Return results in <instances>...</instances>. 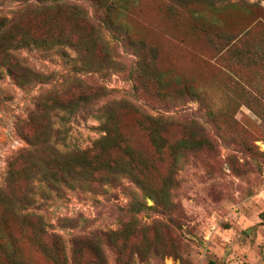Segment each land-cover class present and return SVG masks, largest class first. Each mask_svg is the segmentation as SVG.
Wrapping results in <instances>:
<instances>
[{"label": "rangeland", "instance_id": "1", "mask_svg": "<svg viewBox=\"0 0 264 264\" xmlns=\"http://www.w3.org/2000/svg\"><path fill=\"white\" fill-rule=\"evenodd\" d=\"M57 1L44 7L2 3L0 18L29 6L38 11L22 17L23 29L69 32L72 2ZM120 1L111 14L117 40L145 46L162 88L151 80L133 91L125 68L117 66L76 74L80 61L67 46L66 56L20 49V64L40 75L20 84L8 72L9 57L0 53V192L12 202L0 207V264H264V0ZM76 3L95 11L90 0ZM105 40L116 45L110 36ZM98 58L99 46L90 60ZM184 85L197 91L184 109L200 130L167 131L162 139L168 150L159 154L140 116H171L174 108L159 93L172 97ZM90 93L97 100L85 115L54 110L40 117L38 127L28 121L38 103L43 108L56 98ZM102 107L116 130L114 149L103 155L126 159V147L142 160L145 169L135 171L140 187L129 179L58 187L40 175L27 183L33 164H50L54 152L90 150L105 135ZM46 121L49 144L35 147ZM182 137L198 145L179 153L174 144ZM11 173L18 182L9 190ZM21 196L29 203L15 205ZM135 202L140 212L130 207ZM33 216L42 218L43 233Z\"/></svg>", "mask_w": 264, "mask_h": 264}, {"label": "trees", "instance_id": "2", "mask_svg": "<svg viewBox=\"0 0 264 264\" xmlns=\"http://www.w3.org/2000/svg\"><path fill=\"white\" fill-rule=\"evenodd\" d=\"M50 1V0H48ZM72 2V8L70 12V18L72 19V26L69 32L64 30L57 32L56 34H49L47 32L34 33L30 29H23L21 27L22 17L38 11L36 8H32L29 11L27 6L25 11L21 14H15L11 19L0 18V53L6 54L9 57L8 72L14 80L20 81V84H31L40 79V75L35 71H32L26 67H23L19 62L20 49L35 47L45 50H57L62 56H66L63 46L69 47L70 50L76 53L77 59L80 61V65L73 68L76 74H88L108 71L109 68L117 66L118 68H125L127 77L134 84L133 91L137 86L143 87L151 83L158 84L159 88L163 85L160 76H152V72L148 66L150 56L147 54V50L142 43L136 41H130L129 39L117 40L119 27L116 26L111 19L113 9L121 4L120 0H90L94 3V12L89 13L80 5L76 3V0H65ZM174 0H171L173 2ZM198 1V0H196ZM7 2H23V3H35L37 7H44L43 4L47 3V0H0V4ZM39 2V4H37ZM51 2H59L57 0H51ZM29 5V4H28ZM78 20L80 23L75 22ZM105 35L116 41V45L109 46L105 40ZM117 45L120 47L121 52L124 55L115 54V48ZM99 46V58L96 62H91V57ZM114 50V51H113ZM113 52V53H112ZM111 54V55H110ZM112 56L119 59H112ZM133 57L134 62L127 61L128 57ZM125 60V62H124ZM107 73V72H106ZM82 85H86L81 83ZM165 106L172 110L171 116H158L157 118L149 116H140V125L148 133V138L151 141L152 148L161 154L163 150H168V143L162 139V134L176 129L178 132L183 133L190 128L194 131H199L200 127H197V123H189L187 120L186 112L184 109L185 104L189 100L197 98V91L190 86L184 85L178 88V92L169 97L168 95L160 94ZM97 100V94L80 95L77 98L71 100H56L52 101L46 107H41L38 103L36 111H34L29 117L28 121L33 127H38L39 119L41 116H49L54 110L66 112L69 114L85 115L86 111L92 102ZM107 108V107H106ZM101 109L100 119L104 118L103 131L105 135L94 142L92 148L86 151H75L72 153L61 154L52 152L51 163L48 164L47 159L40 161L39 164H33L31 174H28L25 179L27 183H31L32 179L36 175H40L47 185L55 184L58 187H74V184H94L96 185H114L121 179H129L134 182L135 185H139L138 177L135 175V171L145 169L143 161L138 159L133 153L129 152L126 147L121 148L123 157H116L110 159L105 155L114 149L113 141L116 136L115 131L111 130L112 118L110 112L107 109ZM192 126V127H191ZM51 128L50 121L45 122V132L34 136L33 141L35 147L43 148L49 144V138L47 131ZM114 133V134H113ZM113 134V137H112ZM194 144V145H192ZM177 151L187 149L188 146H197L198 143H189L181 139H178L174 144ZM106 153L105 155H103ZM146 163V162H145ZM138 167V168H137ZM10 181L8 182L10 188H17V180H14V174H10ZM168 185L165 183V186ZM169 186V185H168ZM58 191V189H56ZM27 193V189L22 190ZM0 196L5 202H2L0 198L1 210L9 209L12 206L11 198L8 194L0 192ZM26 196L17 198L14 202L15 205L27 204ZM135 208L137 212H140L142 208L138 203H133L130 207ZM39 225L38 232L43 233L42 218L40 216H33Z\"/></svg>", "mask_w": 264, "mask_h": 264}, {"label": "water", "instance_id": "3", "mask_svg": "<svg viewBox=\"0 0 264 264\" xmlns=\"http://www.w3.org/2000/svg\"><path fill=\"white\" fill-rule=\"evenodd\" d=\"M149 203V202H148Z\"/></svg>", "mask_w": 264, "mask_h": 264}]
</instances>
